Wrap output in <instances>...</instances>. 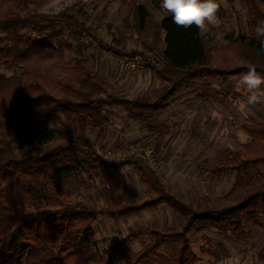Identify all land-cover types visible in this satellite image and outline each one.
<instances>
[{"label": "trees", "instance_id": "trees-1", "mask_svg": "<svg viewBox=\"0 0 264 264\" xmlns=\"http://www.w3.org/2000/svg\"><path fill=\"white\" fill-rule=\"evenodd\" d=\"M38 1L0 0V264H200L189 234L246 240L250 226L264 218V122L241 125L249 142L207 169L217 178L236 176L229 192L189 201L170 194L142 158L131 155L114 163L91 146L59 136L51 126L65 122L80 132L98 130L100 137L108 111H124L130 120L143 122L146 115L165 112L188 83L209 89L213 78L239 77L247 71L240 66L242 59L264 75V46L254 31L264 21L262 3L223 0L246 6L248 31L224 29L226 45L220 50L195 25L177 26L160 7L161 0L151 2L164 14L152 26L144 6L127 5L143 49L155 55L151 59L136 50L120 51L118 43L102 44L97 28L88 26L91 16L84 3L52 15L31 7ZM74 42L80 49L95 45L116 56H139L144 71L163 83L161 90L133 100L113 95L110 83L86 58L64 63ZM21 126L29 127L26 137L37 152L16 155L13 130ZM126 166L143 189L141 197L118 191V171ZM79 174L100 183L101 205L64 196L47 184ZM162 205L179 220L177 227L136 226L123 239H112L108 254L99 251L94 231L99 216L124 220ZM143 236L147 244L129 256L130 244ZM257 258L264 263V247Z\"/></svg>", "mask_w": 264, "mask_h": 264}, {"label": "rangeland", "instance_id": "rangeland-1", "mask_svg": "<svg viewBox=\"0 0 264 264\" xmlns=\"http://www.w3.org/2000/svg\"><path fill=\"white\" fill-rule=\"evenodd\" d=\"M152 1L75 0L71 6H66L67 0H41L31 7H37L41 13L55 15L82 2L91 16L88 26L97 28V36L102 44L118 43L120 51L136 50L155 59L154 54L143 49L140 37H137L132 28L133 17L127 6H144L152 26L164 16L163 12L153 8ZM259 1L264 9V0ZM218 3L220 10L217 13V25L209 32L201 34L212 46L220 50L226 45L222 39L224 29L237 30L242 34H246L248 29L245 5L240 2L227 4L223 0H218ZM81 42L86 43L85 40ZM73 45V51L65 54L64 63L74 58H86L92 70L104 76L110 83L111 93L115 96L131 100L144 95L155 96L163 86L151 72L143 70L139 74H131L120 71L114 62L105 56L106 52L112 51L98 49L95 45L88 49H80L75 42ZM237 83L238 77L225 80L213 78L209 89L196 82L188 83L170 102L165 112L160 115H146L143 122L130 120L124 111H108L109 123L100 137L98 130L88 129L80 132L65 122L52 125L51 128L57 130L59 136L93 147L98 155L114 163L121 162L131 155L142 158L155 171L169 193L182 197L184 201L197 200L204 196L219 198L229 192L236 176L217 178L207 169L219 164L227 152H237L249 142L248 137L239 129L241 125L251 120L256 123L264 122V104L255 105L252 108L253 114L247 117L237 112L238 102L245 99L243 92L237 91ZM28 129V126H21L13 130L16 155L26 151L37 152L36 147L26 137ZM118 177L120 193L138 197L143 195V189L129 167L120 168ZM47 184L60 194L77 201L91 198L99 205L103 203L100 183H91L83 175L79 174L70 179L61 178ZM178 223L175 215L162 205L155 211H144L124 220H110L99 216L94 231L99 251L108 254L111 240L123 239L129 229L136 226H155L161 229L177 227ZM188 239L193 252L200 259V264H264L257 258L258 252L264 247V218L259 220L258 225L250 226L249 237L240 242L222 238L213 232L191 233ZM147 242L146 236L135 240L129 246L128 255L132 256L140 251ZM201 249L209 251L210 254L202 253ZM212 253L220 258L218 262ZM114 259H117V256ZM116 263L121 264L119 261Z\"/></svg>", "mask_w": 264, "mask_h": 264}, {"label": "clouds", "instance_id": "clouds-1", "mask_svg": "<svg viewBox=\"0 0 264 264\" xmlns=\"http://www.w3.org/2000/svg\"><path fill=\"white\" fill-rule=\"evenodd\" d=\"M74 2L75 0H67L66 6H71ZM160 7L171 14L173 22L179 27L195 25L200 32L207 33L218 23V0H161ZM254 31L264 46V21H260ZM240 66L247 68V71L238 77L237 91H242L245 99L238 102L236 110L247 117L253 114L252 108L255 105L264 104V75L250 61L242 59Z\"/></svg>", "mask_w": 264, "mask_h": 264}, {"label": "built area", "instance_id": "built-area-1", "mask_svg": "<svg viewBox=\"0 0 264 264\" xmlns=\"http://www.w3.org/2000/svg\"><path fill=\"white\" fill-rule=\"evenodd\" d=\"M105 56L114 62L116 67L120 71L128 72L131 74H139L143 72V66L139 57L129 58H120L117 57L113 52H106Z\"/></svg>", "mask_w": 264, "mask_h": 264}]
</instances>
